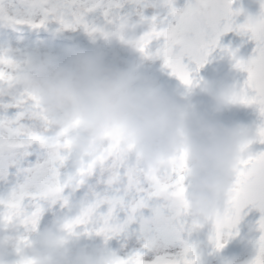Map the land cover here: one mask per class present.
<instances>
[{
    "label": "clouds",
    "instance_id": "1",
    "mask_svg": "<svg viewBox=\"0 0 264 264\" xmlns=\"http://www.w3.org/2000/svg\"><path fill=\"white\" fill-rule=\"evenodd\" d=\"M129 2L139 6V11L133 8L138 19H133V12H116L107 23L87 30L58 21L57 27L45 28L55 39L81 27L91 46L68 43L53 48L41 40L40 46L21 48L0 40V129L7 131L22 119L28 121L27 131L36 132L23 140L0 139V181L8 183L0 191V205L10 207L18 193L29 188L43 192V203L32 212L0 216V264H128V255L106 247L111 237L126 232L124 221L105 226L101 218L97 226L78 225L98 198V186L122 182L119 169L129 180L155 177L171 185L176 193L169 196L171 210L179 211V231L187 244L182 264H209L208 257L239 235L245 206L237 208L233 201L234 178L241 169L264 167L241 163L256 152L253 145L264 144L258 132L264 116L257 110L259 122L251 124L218 118L227 110L250 106L243 102L242 83L229 76L231 70L243 72L237 62L246 64L248 56L239 45H220L219 39L229 31L240 36L264 32V0H250L249 5L244 0H221L225 16L219 23L227 30L221 27L215 45L202 50V63L178 90L145 67V62L161 57L143 37L153 28L166 27L168 14L156 11L145 16L142 10L167 8L166 0ZM251 4L256 5L254 11ZM4 25L19 31L21 24L0 23ZM115 45L130 55L120 56ZM217 48L219 58H227L229 72L201 76L200 69L211 63ZM9 108L17 111L8 115ZM33 153L36 159L48 157L58 165L50 183L37 184V169L21 166ZM10 165L15 166L11 174ZM81 188L83 194L74 199ZM57 204L66 212L40 227L46 208ZM250 231L260 228L256 224ZM97 236L102 237L100 244L84 242ZM258 238L242 237L251 250L243 257H226L224 264H264Z\"/></svg>",
    "mask_w": 264,
    "mask_h": 264
},
{
    "label": "snow or ice",
    "instance_id": "2",
    "mask_svg": "<svg viewBox=\"0 0 264 264\" xmlns=\"http://www.w3.org/2000/svg\"><path fill=\"white\" fill-rule=\"evenodd\" d=\"M125 0H19L12 5L9 13L4 0H0V23L15 22L36 28L48 21H58L64 27L81 26L88 29L90 25L107 23L116 12H120ZM168 9L167 26L162 29L153 28L145 33L143 40L146 45L163 38L157 47L163 66L170 70L180 82L188 83L189 74L194 73L202 63L201 52L204 48L215 45L216 36L227 25L219 23L225 16L221 0H185L183 7H175V0H166ZM170 17V19H169ZM249 39L255 41V47L242 66L246 77L242 82L245 89L243 102L255 105L264 116V32H253ZM187 57L195 67L183 62ZM17 123L7 131L0 129V139L5 137L23 140L25 136H36V132L27 131V123ZM258 132L264 142V124ZM250 162L264 164V150L256 151L241 163L247 166ZM21 164V162H20ZM29 165L37 169L34 180L37 184L50 183L58 165L48 157H41ZM122 177L119 184L109 183L103 186L98 198L90 203L84 217L78 221L81 228L97 226L101 220L104 225L116 221L139 224V249L127 254L128 264H182L187 244L179 231L181 217L178 209L171 210L169 196L175 195L170 184H162L155 177H140L129 180L118 170ZM173 183L178 184V180ZM43 192L39 188H29L18 193L10 207L0 205V216H20L33 211L43 201ZM232 198L237 208L251 205L261 212L256 224L260 228L257 247L264 252V167L255 171L241 169L237 172ZM148 209L145 216L143 210ZM123 213V219L120 214ZM151 253L150 259L145 257Z\"/></svg>",
    "mask_w": 264,
    "mask_h": 264
},
{
    "label": "rangeland",
    "instance_id": "3",
    "mask_svg": "<svg viewBox=\"0 0 264 264\" xmlns=\"http://www.w3.org/2000/svg\"><path fill=\"white\" fill-rule=\"evenodd\" d=\"M6 7H8L9 13L12 12V5H18L19 0H4ZM185 0H175V7H183ZM246 5L250 4V0H244ZM235 6V5H234ZM135 7L136 11H139V6L134 5L133 3L129 2V0H125L124 7L120 9L121 14L124 12H133V8ZM251 10L256 9L255 4L250 5ZM143 15L151 16L154 12L159 11L161 15L167 14L168 9H153V8H144ZM133 19H138V16L133 12ZM170 19V17H169ZM242 17H238L236 22L239 23ZM46 24L52 26V28L57 27V24L54 20L48 21ZM20 30L14 31L13 29L9 28L8 26H0V40L8 39L14 46L23 48L25 45H36L40 46V41L43 40L46 44L51 45L53 48L62 46L68 43H80L84 46H87V40L89 39L88 36L84 33L81 27H78L75 31L66 30L60 35H58L55 39H52L49 35V31H46L42 27L39 28H30L28 25H19L17 26ZM250 34H246L244 36L237 35L235 32L229 31L223 34L219 39V44H229L233 47L239 45L240 51L244 56H249L252 53V49L255 47V41L249 39ZM163 42V38L161 37L159 40H154L151 42L149 47L151 49L157 48ZM98 44H103L102 41H97ZM115 50L120 56L128 57L130 54L121 48L119 45L114 46ZM219 48L214 50L211 53V66L205 64L199 71V74L204 77H212L217 74H223L224 72H229L230 65L227 58H219L218 56ZM136 55V54H132ZM183 62L189 65V68L195 67L194 63L189 62L187 57L183 58ZM145 67L150 72L154 73L159 77V79L164 82L170 89L178 90L181 89L183 86L181 85L180 81L173 75H170V70L163 66L162 58L155 60L152 63L145 62ZM230 79L235 80L237 83H242L244 78L246 77V73L231 70L229 72ZM203 98V97H197ZM17 111L15 108H9L7 110L8 115H12ZM218 118L223 119L225 122H232V121H241L244 123H253L259 122L258 121V114L257 108L255 105H250L248 107H239L227 110L218 114ZM28 123V121H23ZM254 151L264 150V144L257 143L253 145ZM36 153L30 154L29 156L25 157L21 161V166H24L30 162L36 160ZM15 172V166H9V173ZM94 179V178H93ZM12 180V177H9V181ZM91 182V181H90ZM8 187V183L0 181V191L6 190ZM103 185L98 186V190L102 189ZM84 188H81L77 191L74 196V199H78L84 192ZM66 212V209H60L59 205H54L51 209L45 210L41 220H40V227H43L44 224L48 223L53 215H63ZM143 214L147 216L149 214L148 209L143 210ZM124 214H120V218L123 219ZM261 212L251 205L245 206L242 211V219L237 225V229L239 230V235L230 237L228 239V243L225 245L223 249L220 250L219 253H215L212 256L208 257L209 264H224V260L226 257L231 255H240L245 256L251 250L252 245L246 244V242H241L239 240V236L242 234L243 230L248 227L251 223H256V221L260 218ZM138 229L139 224L137 222H132L128 225L126 232H122L119 235L111 237L106 244V247L118 250V253L121 256H125L129 254L131 251L139 249L141 245V240L138 239ZM234 229L233 231H235ZM193 238H196L195 235ZM203 239L201 235L199 237ZM102 237H94L89 241H84L85 243L89 244H100ZM123 245V247H121ZM151 253H149L145 259H150Z\"/></svg>",
    "mask_w": 264,
    "mask_h": 264
},
{
    "label": "water",
    "instance_id": "4",
    "mask_svg": "<svg viewBox=\"0 0 264 264\" xmlns=\"http://www.w3.org/2000/svg\"><path fill=\"white\" fill-rule=\"evenodd\" d=\"M255 226H252L251 228L247 229L242 237H245L246 235L248 236H258L259 232H251L250 230L253 229Z\"/></svg>",
    "mask_w": 264,
    "mask_h": 264
}]
</instances>
